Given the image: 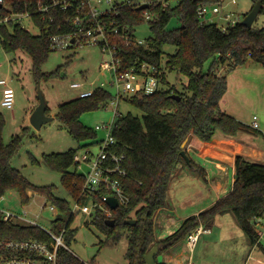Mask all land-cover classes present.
Listing matches in <instances>:
<instances>
[{
  "label": "trees",
  "instance_id": "trees-1",
  "mask_svg": "<svg viewBox=\"0 0 264 264\" xmlns=\"http://www.w3.org/2000/svg\"><path fill=\"white\" fill-rule=\"evenodd\" d=\"M218 0H181L177 7L162 10L153 5L155 14L149 22L152 36L146 39L147 46H127L122 35L135 37V30L145 23L143 12L135 7L117 5L115 10L103 21L110 28L117 29L116 38L118 55L123 68L139 69L147 63L163 72L161 78L167 81L166 71H175L188 78L186 92L183 94L173 87L172 90L160 91L152 95H134L127 99L142 113V117L132 113L119 115L114 122L113 134L118 141V150L126 154L125 167L128 177L124 187L129 196L127 206L113 211L115 226L109 227L105 216L99 215L93 224L107 236V242L119 241L121 232L126 231L129 241L126 258L129 264H147L146 255L157 246L159 253L172 250L184 242L200 226L210 229L217 216L225 211L233 213L241 229L248 235L253 246L259 244L260 234L255 221L264 216V163L248 157L236 156V174L232 191L215 202L208 209L185 219L176 232L163 240L155 235V215L170 205L168 192L179 164H188L181 154L183 144L194 134L202 142H212L218 135L235 138L240 132L250 130L248 125L228 115L221 108V102L228 89L227 77L218 73L219 66L226 69L243 66L252 60L264 67V28L245 27L238 22L227 31H222L212 24H201L197 9L202 5L213 4ZM37 0H6V5L15 12L33 11ZM260 14L264 15V0ZM79 2L69 11L55 10L51 17L42 20L35 15L32 23L39 29L35 35L19 24L0 25V36L6 51L22 50L33 60L35 77H50L40 73L41 65L47 60L52 48V35H76L78 25L74 24L76 16L85 18V13H77ZM9 15L8 10L0 5V19ZM248 15L245 14V17ZM179 18L180 25L174 29L168 26L173 18ZM86 26V25H85ZM127 30V32L124 31ZM172 45L175 53L168 55L163 64L164 47ZM77 48V46H72ZM70 48V47H69ZM213 59L208 71L205 64ZM227 64V65H226ZM173 95L181 96L175 100ZM113 94L104 88H97L89 97H79L59 106L57 120L78 142L94 139L97 133L87 127L81 120L82 115L102 109ZM47 115L49 109L47 108ZM5 120L0 114V199L9 191L19 194L24 205L31 202L29 192L44 196L59 212L52 222L53 230L59 234L66 229V244L69 247L77 235L72 227L74 216L72 205L67 199L57 198L54 186H37L24 174L11 166V161L21 145L20 136H15L6 144L2 129ZM77 149L64 153L44 155V163L52 170L62 174V184L74 201L82 193L83 177L73 169V158ZM190 171L197 172L205 178L204 169H198L192 161L187 165ZM136 220V225H126L125 221ZM35 239L49 243L51 238L40 228L6 222L0 211V240L22 241ZM260 245V244H259ZM264 250V247H262ZM157 264H169L158 262ZM58 264H86L69 250L59 251Z\"/></svg>",
  "mask_w": 264,
  "mask_h": 264
},
{
  "label": "rangeland",
  "instance_id": "rangeland-1",
  "mask_svg": "<svg viewBox=\"0 0 264 264\" xmlns=\"http://www.w3.org/2000/svg\"><path fill=\"white\" fill-rule=\"evenodd\" d=\"M219 2H221L220 5L218 3L216 6L206 5L204 7L206 15L213 13L216 17L220 13L224 16L229 14L231 21L236 22L243 21L245 14L249 13L256 4L254 0H236V2L219 0ZM221 5L224 6L222 11ZM109 7V5H103L102 9ZM215 8H218L217 13L214 11ZM220 24L227 25L224 19ZM25 25L31 33L35 35L40 33L31 21L26 20ZM179 25L180 20L175 17L168 28L174 29ZM262 25H264V15L260 14L253 26ZM151 36L148 22L137 27V39L146 40ZM175 50L176 48L172 45L164 47L163 64L167 56L174 54ZM108 58V55L98 46L70 47L52 51L39 70L42 75L52 74V76L47 78L42 76L40 80H37L31 56L22 50L6 51L0 36V80H6L7 86L15 91L14 105L9 109L2 105L3 92L7 86L0 84V114L5 120L2 137L6 144L10 143L15 136L21 138L20 148L12 159L11 166L21 171L31 183L37 186H54V195L57 198L67 199L71 204H74V200L62 184V174L49 168L44 163L43 157L52 153H64L70 149H83V147H90L92 152L98 153V142L106 135L103 130L99 131L94 139L78 142L57 120L56 114L61 104L81 97V93L85 90L104 88L113 96L115 95L116 92L111 87V74L101 69V64ZM212 63L213 59H210L205 64L204 71H208ZM220 68L221 66L217 68V71ZM219 73L226 76L228 81V89L223 98L225 112L248 126L250 122L253 123L256 116L260 128L251 127L243 133L249 136L250 140L254 139L264 144V67L249 60L243 66L225 68ZM166 76L167 86H174L179 92L189 95L185 89L188 83L185 75L166 71ZM74 83H83L84 88H75ZM39 91L45 97L49 109L48 116L53 120L37 130L30 119L39 105ZM115 111L120 115L130 112L134 116L142 117L141 111L128 101L121 100L117 108L110 103L107 109L85 113L81 120L95 131L97 125L112 122ZM187 168V166L184 168L185 172L188 171L187 173L182 172L174 176L177 178L173 179L168 192V201L170 205H175L176 217L164 229L155 222V234L162 239L178 230L182 218L192 215L200 208L209 207L213 202L199 174ZM82 170L85 171L86 167ZM29 195H32L31 202L24 205L17 192L9 191L0 199V211H11L19 215L26 211L30 219L36 220L44 229L50 231L57 212L50 210L51 203L41 194L31 192ZM92 222L93 218L89 215L76 216L72 227L77 229V235L69 246L70 251L86 264H129L126 258L129 247L126 231L121 232L120 239L116 243L107 242L106 234ZM210 230V233L200 236L193 253L188 250L184 242L173 248L176 252L184 249V254L178 259L179 263L186 264L188 261H193L194 264H264L262 249L264 236L259 241L260 245L253 246L232 212L227 210L217 216ZM261 231L264 233V228H261ZM167 255V252L161 253L157 256V261L160 263L167 261Z\"/></svg>",
  "mask_w": 264,
  "mask_h": 264
},
{
  "label": "built area",
  "instance_id": "built-area-1",
  "mask_svg": "<svg viewBox=\"0 0 264 264\" xmlns=\"http://www.w3.org/2000/svg\"><path fill=\"white\" fill-rule=\"evenodd\" d=\"M236 2V0H232ZM74 2H79L80 6L77 8V13H85V18L80 15L76 16L74 24L78 25L79 31L76 35L58 36L52 35L50 40L52 48L61 50L72 46L78 48L84 46H98L102 52L108 55V60L101 64L103 71L111 74V87L115 90V95L111 101L102 109H107L109 104L117 106L121 100H127L134 95H152L160 91L172 90L174 86H167L163 81L161 75L163 72L158 71L155 66H150L147 63L141 65L139 69L123 68L122 60L118 55V45L115 41L120 36L117 29H109L110 26L103 21V17L111 14L116 6L126 5L139 8L143 5H148V8L141 10L145 22L153 21L155 14L151 11L153 5L161 6L165 11L170 8L177 7L181 0H37L34 10L25 12H15L11 6L6 5V0H0V5L8 10L9 15L0 19V25L16 23L27 30L25 21L32 22L35 15L41 16L42 20H46L50 16V21L53 20L51 14L55 10L69 11L74 7ZM219 0L211 5L218 4ZM103 5H109L108 9H102ZM209 5V4H207ZM202 5L197 9L201 24H212L222 31H227L229 28L235 26L238 21H231L230 15L223 13L216 17L211 13L209 16L204 12ZM224 6L221 5V11ZM215 13L218 8L214 9ZM225 20L227 25H221V20ZM211 20V22H209ZM33 24V23H32ZM86 25V26H85ZM259 28H264V25ZM125 32L127 30L124 29ZM136 34V30H135ZM112 37H116L112 39ZM123 38L124 44L127 46H147L146 40H139L135 37L127 35L120 36ZM119 37V38H120ZM166 73V72H165ZM0 84L7 86L6 80H0ZM75 88H84L83 83H74ZM104 87V83H102ZM93 91L85 90L81 93V97H89ZM2 105L11 109L14 105L15 91L13 88L7 86L3 92ZM120 114L115 111V118L112 122L97 125L95 132L104 131L105 137L98 142L99 151L94 153L90 147H83L77 149L73 158V170L83 177L82 193L78 200L74 201L72 205V215L74 220L77 215L90 216L93 222L99 216H105L108 220L113 219V211L108 205L109 198H114L118 201V208L127 206L130 199L124 187V180L128 177V171L125 167L126 154L118 150V141L113 134L114 122L116 117ZM252 127L258 129L260 127L257 117L253 119ZM86 167L83 171L82 168ZM117 208V209H118ZM50 210L59 212L55 206L51 204ZM116 210V209H115ZM3 220L6 222L19 223L22 225H30L42 229L50 238V242H41L35 239L14 241V240H0V264H58L59 251L65 248L70 251L66 244V229L57 234L52 229L47 231L36 220L29 218V214L23 211L22 215L15 214L11 211H1ZM257 219L256 223H258ZM53 222V221H52ZM74 222V221H73ZM92 222V223H93ZM211 230L204 226L198 227L186 239L185 243L188 250L193 253L196 249L200 236L205 233H210ZM260 238L262 234L259 232ZM260 241V239H259ZM71 252V251H70Z\"/></svg>",
  "mask_w": 264,
  "mask_h": 264
},
{
  "label": "crops",
  "instance_id": "crops-1",
  "mask_svg": "<svg viewBox=\"0 0 264 264\" xmlns=\"http://www.w3.org/2000/svg\"><path fill=\"white\" fill-rule=\"evenodd\" d=\"M225 68V66H221L218 73L219 71L222 72ZM224 104L225 101L223 99L221 102V108L224 109L223 111H225ZM250 123L249 127L251 128L252 122ZM183 149L189 156L190 161H192L198 169H204L205 171V178H202V180L204 188L208 190V195L212 197L213 202L210 206L232 191L236 174L235 161L237 155H242L259 162H262L264 159V144L254 139L250 140V137L245 136L243 132H240L235 138L218 135L212 142H202L194 134H191L183 144ZM187 165L188 164H179L175 171V175H180L182 172H185L184 168H186ZM187 169L189 170V167ZM187 172L186 170L185 173ZM176 178L177 177H174V179ZM29 194H31V192H29ZM209 207L200 208L192 215H199L201 211ZM192 215L182 218V223ZM175 217L176 208L174 204H171L166 208L160 209L156 213L154 221L158 223L157 225H159L161 229H164L166 226L168 227L169 223L173 222ZM256 226L258 231L262 234L260 238V240H262L264 233L261 231V228H264V216L259 219ZM156 238L157 240H163L160 236H156ZM173 250L175 249L167 252V261L165 262L169 264H181L178 262V259L184 254V249H179L177 252L176 250L172 252ZM186 264L194 263L193 261H188Z\"/></svg>",
  "mask_w": 264,
  "mask_h": 264
},
{
  "label": "water",
  "instance_id": "water-1",
  "mask_svg": "<svg viewBox=\"0 0 264 264\" xmlns=\"http://www.w3.org/2000/svg\"><path fill=\"white\" fill-rule=\"evenodd\" d=\"M261 3L257 2L255 4V6L253 7V9L248 13V15L243 19V21H241V24L245 27L248 28H252L254 25V22L256 21V19L258 18V16L260 15L261 12ZM148 8V5H143L141 7H139V10H144ZM173 99L175 100H180L181 96L179 95H173L172 96ZM38 99H39V105L37 106V108L35 109V111L33 112L32 116H31V124L37 129L40 130L42 128L43 125L51 122L53 120L52 117L47 115V104H46V100L45 97L43 96L42 92L39 91L38 92ZM181 154L183 155V157L185 158L186 162L188 164H190V158L187 155L186 151H182ZM108 205L110 206V208L112 210H115L118 208V201L114 198H109L107 201ZM106 224L109 227H114L115 226V220L111 219V220H107ZM126 225H136L137 221L136 220H132L129 219L127 221H125ZM159 253V248L157 246L153 247L150 252L146 255V261L147 264H157L156 262V258L158 256Z\"/></svg>",
  "mask_w": 264,
  "mask_h": 264
}]
</instances>
